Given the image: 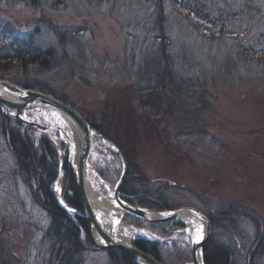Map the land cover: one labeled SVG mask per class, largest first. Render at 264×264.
<instances>
[{"label": "rangeland", "instance_id": "1", "mask_svg": "<svg viewBox=\"0 0 264 264\" xmlns=\"http://www.w3.org/2000/svg\"><path fill=\"white\" fill-rule=\"evenodd\" d=\"M155 2L65 0L54 7L43 1L32 7L26 0H0V23L20 33L36 28L37 44L53 53L47 69L11 65L0 68V79L20 86L38 84L103 125L114 140L110 142L116 147L115 141L122 143L129 158L126 196L149 192L169 209L192 207L204 214L228 206L252 211L261 222V242H255L258 227L241 219L239 234L231 239L219 235V240L236 249L239 264H250L247 250L254 244L252 264H264V0H207L214 10L232 14L225 24L227 33L213 37L195 33L169 0H162L163 39L155 23ZM52 25L67 34L62 44ZM162 41L174 82L165 88L168 99L162 97L156 108L141 110L132 91L156 80ZM178 81L189 88L177 92ZM41 110L25 115L43 124L55 123ZM173 127L189 132L202 129L227 151L219 158L204 156L173 138ZM28 134L43 135L35 129ZM59 149L62 156L66 154L63 143ZM88 164L95 188L109 194L120 176L117 170L121 173L120 158H114L95 137ZM100 171L116 179L106 182ZM61 185L55 181L56 195ZM47 223L46 214L13 175L10 152L0 134L1 255L12 264H39V240ZM122 223L147 232L133 233L129 241L141 236L166 245L176 241L190 246L194 235L185 224L181 234L161 238L148 228ZM104 228L111 231L105 220ZM81 258L82 264L107 261L101 250L85 251Z\"/></svg>", "mask_w": 264, "mask_h": 264}, {"label": "trees", "instance_id": "2", "mask_svg": "<svg viewBox=\"0 0 264 264\" xmlns=\"http://www.w3.org/2000/svg\"><path fill=\"white\" fill-rule=\"evenodd\" d=\"M32 7L39 5L42 1L49 6L60 5L65 0H26ZM162 0H156L155 23L161 32L163 39V21L164 9ZM174 11L183 19L186 25L200 36H221L227 33L225 24L232 15L227 11L214 10L207 0H169ZM253 11L257 10L256 6L251 5ZM52 30L59 43L64 42L66 33L60 28L52 25ZM37 29L29 32H17L10 24L0 23V68L13 66H27L30 64L37 65L40 69H47L52 65L53 53L50 49L41 48L36 42ZM161 47L157 54L158 69L156 70V80L146 82L147 85L139 87L132 91L133 96L137 99L138 107L143 110L147 106L155 107L162 102V97L169 98L166 93V87L172 84V73L170 61L165 50V42H161ZM239 52H243L239 49ZM264 53V51L262 52ZM261 53V54H262ZM174 82V81H173ZM176 83V82H175ZM187 83L178 81L176 91L186 89ZM25 88L39 90L64 101V98L54 95L53 92L46 90L38 84L26 83L22 85ZM170 87V86H169ZM140 88H149L148 91L141 92ZM175 89V88H174ZM143 90V89H142ZM144 91V90H143ZM194 93V92H193ZM191 92V94H193ZM79 111V110H78ZM80 112V111H79ZM81 113V112H80ZM81 115L85 120L100 134L114 142L103 125L95 123L89 118ZM32 128L22 124L18 120L5 114L0 109V134L5 139L13 163V175L28 189L32 203L42 210L48 219L47 226L43 230L42 237L39 240L38 256L39 264H82L81 256L85 251L95 250L103 251L107 255L105 264H137L127 255L117 249H98L88 237V225L84 218L68 213L56 200L54 183L58 177L59 156L54 144L44 135L33 138L28 134ZM170 131L173 138L180 140L184 145L192 147L204 156L219 158L226 151V146L215 138L206 136V132L199 129L196 132L180 131L176 127ZM115 144L122 152L127 163V171L123 183L120 186V195L124 201L137 207H146L154 210L169 209L159 198H155L149 192H141L126 196L128 181L130 175V163L124 145L120 142ZM114 158H118L112 154ZM101 176L106 182L116 179L108 172L100 171ZM120 174V169L117 170ZM129 178V179H128ZM62 193L61 199L66 206L82 210V202L76 192L73 184L72 174L68 163L63 158L62 166ZM211 224V234L202 247V259L204 264H239L236 249L219 240V235L235 237L239 234L237 227L240 225V219L253 223L257 226L258 239L261 242L262 232L260 230V220L254 213L240 206L219 207L206 213ZM124 221L133 223L137 226L148 228L152 233L161 238L171 237L172 234H181L184 229L183 223L176 220L164 222H148L138 219L137 217L125 214ZM231 239V238H230ZM132 243L140 250L148 253L156 260L163 264H177L191 261V250L187 243L171 241L166 245L158 240H150L144 237H136ZM255 244V245H256ZM249 251L248 260L256 253L253 246ZM0 264H12V262L0 252ZM248 264V262H247Z\"/></svg>", "mask_w": 264, "mask_h": 264}, {"label": "water", "instance_id": "3", "mask_svg": "<svg viewBox=\"0 0 264 264\" xmlns=\"http://www.w3.org/2000/svg\"><path fill=\"white\" fill-rule=\"evenodd\" d=\"M43 108H50L58 112L72 124V127L76 133L73 148V152L75 153V166L72 164L71 160L72 148L70 147V143L68 142V136L63 131V129L56 123L47 122L43 124L30 119L25 115V112ZM0 109L5 114L18 120L22 124L39 131L54 144V147L59 156V168L57 177L59 183H62L61 176L63 156L61 155L58 144L52 141L51 137L49 136L54 132L57 133L60 138H62L61 141L66 149L65 159L70 168L73 184L82 202L83 208L80 211L66 206L61 199L62 187L59 189L56 195V200L58 204L68 213L76 214L86 220L88 225V237L91 243L96 248L117 249L121 253L130 257L137 264H163L148 253H145L142 250L138 249L132 243V241L121 242L116 240L99 224L98 219L92 210L86 183V172L87 168L89 167L88 157L91 150L92 139L98 137L102 141V145L112 154L117 155L122 163L120 176L114 188L110 190L109 193L113 195L115 201L123 209V215L128 214L137 217L140 220L148 222H164L169 220H176L185 224L180 219V217L183 212H187L188 214L200 219L202 222H204V233L198 241H194L191 238V264H204L202 259V247L211 234V224L207 215L192 207L154 210L146 207L133 206L124 201L120 195V186L124 181L127 171V165L121 151L114 144H112L109 139H107L96 129H94L85 120L81 113L72 105L48 93L31 88H25L23 86L0 79ZM150 211L154 212L157 215L155 217H151L149 213ZM122 218L120 219V223H122ZM185 227L187 229L186 224ZM94 230L96 231L99 240L94 237ZM198 253L200 255V260H198L197 257Z\"/></svg>", "mask_w": 264, "mask_h": 264}, {"label": "bare ground", "instance_id": "4", "mask_svg": "<svg viewBox=\"0 0 264 264\" xmlns=\"http://www.w3.org/2000/svg\"><path fill=\"white\" fill-rule=\"evenodd\" d=\"M41 112L46 117V119L48 120L53 119V121L56 124H58L68 136V142L70 143V147L72 148L71 160H72V164L75 166V159H74L75 153L73 152V148H74L76 133L72 127V124L61 114L50 108H43ZM49 137H51V140L54 141L56 144H58V146L60 147V144L62 143L61 141L62 138H60V136L57 133L53 132L50 134ZM86 183H87L88 196L92 205V210L95 216L97 217L99 224L101 225L102 228H104V220L109 222L111 225V231L106 230L105 228L104 229L107 232H109L116 240L121 242L129 241L130 235L136 232L147 234V232L144 231L143 229H140L132 225L120 223V219L124 217L123 209L115 201L111 193L103 195L95 188L94 172L90 166L87 168V172H86ZM149 213L151 217H155L157 215L151 211ZM180 219L186 224L187 232L190 234L192 233V235L194 234L192 236V239L194 241L200 240V238L203 236L204 233V222L188 214L187 212H183ZM93 234L94 237H96V239L99 240V237L95 230ZM197 257L198 260H200L199 253Z\"/></svg>", "mask_w": 264, "mask_h": 264}]
</instances>
